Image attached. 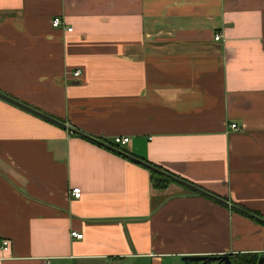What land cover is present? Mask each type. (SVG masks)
I'll list each match as a JSON object with an SVG mask.
<instances>
[{"label": "crops", "instance_id": "1", "mask_svg": "<svg viewBox=\"0 0 264 264\" xmlns=\"http://www.w3.org/2000/svg\"><path fill=\"white\" fill-rule=\"evenodd\" d=\"M0 91V264L263 252L264 0H0Z\"/></svg>", "mask_w": 264, "mask_h": 264}, {"label": "water", "instance_id": "2", "mask_svg": "<svg viewBox=\"0 0 264 264\" xmlns=\"http://www.w3.org/2000/svg\"><path fill=\"white\" fill-rule=\"evenodd\" d=\"M0 98L3 99V100H5L6 102L12 104V105H17L18 107H20V108L26 110L27 112H31L32 114L36 115L37 117H39V118H41V119H45V120H47V121H49V122L55 124L56 126H58V125L61 126V127H64V126H65V124H64L62 121H60L59 119L57 120V119H55V118L50 117L49 115H47V114H45V113L43 114V113H41L40 111L34 109V108L31 107V106H27V105H25V104H23V103L17 101L16 99H12L11 97H9L8 95L2 93L1 91H0ZM66 129H67L69 132H72V133L75 132V133H77V134L83 136L84 138L93 141L94 143H96V144L99 145V146H103V147H105V148H107V149H109V150H111V151H114L115 153H119V154H121L122 156H124L125 158H127V159H129V160H131V161L133 160V161H135V162L141 164V165L144 166L145 168L151 169V170L155 171L156 173L163 174L164 176L168 177L171 181H173V182H175V183L177 182V183H179V184L185 186L186 188H188V189H190V190H193V191L199 192V193H201V194H203V195L206 194V195H208V196H210V197H212V198H214V199H216V200H218V201H221V202L227 204V202H226L225 200H223V199H218V198H216V197L210 195V194L207 193L206 191L204 192V191H202L200 188H198V187H196V186H194V185H192V184L186 183V182H184V181L178 179L177 177L174 178V177L171 176L170 174H168V173H166V172H163V171H160V170H158V169L152 167V166L149 165L147 162L145 163V162H143L141 159H138V158L134 157L133 155L131 156V155H129L128 153H126L125 151L120 150V149H118V148H115L114 146L109 145L108 143H106V142L103 141V140L100 141L99 139L94 138V137H92V136H90V135H86V134H84V133H82V132H79V131L75 130L74 128L72 129V128H70V127H66ZM227 205H228L229 208H231L232 210H234V211L236 210V211H238V212H240V213H243V214H245V215L248 216V217L250 216V217L253 218L254 220H256V221L260 222L262 225H264V219H262V218L259 217L258 215L254 214V213H251V212H247V211L243 210L242 208L236 206L235 204H234V205H233V204H227ZM257 256H258V257H257V260H256V264H262V260L264 259V251H263V252H260ZM181 258L184 259V260H186V261H193V260H201V261H204V260H207V259H212V260L219 259V260H221V261L223 260L224 264H229L228 257H227L226 254H222V255H196V254H193V255H183V256H181Z\"/></svg>", "mask_w": 264, "mask_h": 264}, {"label": "trees", "instance_id": "3", "mask_svg": "<svg viewBox=\"0 0 264 264\" xmlns=\"http://www.w3.org/2000/svg\"><path fill=\"white\" fill-rule=\"evenodd\" d=\"M131 155V154H129ZM143 162H147L149 165H151L152 167L160 170V171H163V172H166L168 174H170L171 176H173L174 178H178L180 180L183 181L182 178H180L179 176H175L174 174L162 169V168H159L158 166L154 165L153 163L149 162V161H145L143 159H141ZM135 162V161H134ZM139 164V163H137ZM141 165V164H139ZM142 166V165H141ZM144 167V166H142ZM147 171L149 173V182H150V185L152 187H155V188H162V186L171 181L168 177L164 176L163 174H160V173H156L155 171L151 170V169H148L147 168ZM184 182H186L184 180ZM205 192V191H204ZM207 193H209L208 191H206ZM211 194V193H209ZM212 196H215L214 194H211ZM264 227V225H263ZM227 257H228V261H229V264H256V260H257V255L256 253L254 252H250V253H245V252H242V253H236V254H226ZM186 264H224L223 260H219V259H216V260H212V259H207V260H204V261H201V260H193V261H186ZM262 264H264V259L262 260Z\"/></svg>", "mask_w": 264, "mask_h": 264}, {"label": "built area", "instance_id": "4", "mask_svg": "<svg viewBox=\"0 0 264 264\" xmlns=\"http://www.w3.org/2000/svg\"><path fill=\"white\" fill-rule=\"evenodd\" d=\"M59 22H60L59 17L55 16V17L52 18V20H51V25H52L53 27H55L56 25L59 24ZM65 30H66V31H69V27H68V28L66 27ZM218 37H219V34L216 33V34H214L213 39H216V38H218ZM72 75H73V76H78V75H79V74H78V71H77V70L73 71V72H72ZM228 127H230L231 129H232V128H233V129H237V128H238V127H236V126L234 125V123L229 124ZM127 139H128V138H127L126 136H119V135H116L115 137L111 138L110 141H105V142L108 143L109 145L114 146L115 148H119L120 146H122V144H124V143L127 141ZM68 190H69V195H70L71 197H73V198H75V197H77V196L79 195V191H80V190H78V187H77V186H75V187H71V188H69ZM69 233H70V235L74 236L75 238L81 236V233H78V232L75 233L74 231H69ZM5 244H6V241H2V242H1L2 247H4ZM263 251H264V250H263Z\"/></svg>", "mask_w": 264, "mask_h": 264}]
</instances>
